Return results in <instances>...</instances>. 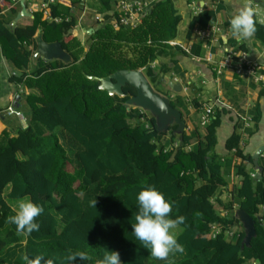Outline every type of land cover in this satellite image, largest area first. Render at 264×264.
<instances>
[{
    "label": "trees",
    "instance_id": "obj_1",
    "mask_svg": "<svg viewBox=\"0 0 264 264\" xmlns=\"http://www.w3.org/2000/svg\"><path fill=\"white\" fill-rule=\"evenodd\" d=\"M81 1L62 0L51 6V17L62 18L61 23L37 12L29 25L12 27L18 8L12 0H0V50L14 68L9 82L23 88L16 102L22 104L28 125L16 129L14 136L7 129L0 135L2 264H13L16 257V264H26L25 256L36 255L64 264L69 250L89 256L83 262L77 258L75 264H96L106 250L119 252L121 264H264V163H259L261 176L250 170L252 156L245 155L242 137L234 133L226 149L242 160L234 166L239 185L231 200H222L229 192L226 176L231 166L216 150L222 113L215 111L203 135L185 132L181 142L174 134L177 126L172 127L167 143L153 117L146 119L142 110L127 109L128 97L110 96L99 89V82L89 79L118 70H142L155 84L178 69L177 56L201 57L200 43L191 47L190 54L169 44L177 38L182 22L173 0L155 3L137 29L115 31L107 22L88 35L86 46L70 35L77 24L71 7ZM91 7L109 12L112 1L94 0ZM221 8H204L193 16L187 38L192 39L196 28L214 23ZM253 20V34L264 44V25ZM39 30L47 43L60 42L74 63L39 60L34 65V38ZM238 51L247 50L243 46ZM124 92L135 95L130 86ZM171 106L177 108L172 102ZM251 116L253 127L247 132L253 136L262 119L259 104ZM131 120H136L135 126ZM149 185L170 202L169 218L184 217L178 225L183 231L176 237L183 252L170 253L166 260L152 258L150 249L131 233L136 195ZM24 197L43 208L34 218L39 230L27 235L6 223L14 215L9 200ZM236 209L255 220L257 236L249 247H243L245 231L235 217Z\"/></svg>",
    "mask_w": 264,
    "mask_h": 264
},
{
    "label": "crops",
    "instance_id": "obj_2",
    "mask_svg": "<svg viewBox=\"0 0 264 264\" xmlns=\"http://www.w3.org/2000/svg\"><path fill=\"white\" fill-rule=\"evenodd\" d=\"M12 1H14L15 7L20 6L19 8L17 7L18 12L12 18L13 23L18 13L21 11L20 3L22 0ZM27 1L28 0H25L26 5ZM83 1L84 0L75 6L79 7ZM93 1L94 0H86V5L91 9H94L91 7ZM165 1L166 0H157V2ZM173 2L179 12V15L182 17L178 36L173 41L177 42L182 49H191L194 44L200 43L203 47V55L201 57L177 56L176 60L179 62L178 69L172 70L170 74L162 77L160 82H163V79L168 78V82H165V80L164 82L169 85V81H175V83L180 84L183 89L180 94L189 99L190 113L186 114V117L185 115L183 116V120L187 126V133H192L196 128H202L201 123L198 125L192 121L193 117L198 113L202 114V110L204 111L207 106L213 107L214 113L217 109L222 113V124L217 132L218 145L216 150L217 153L227 158L226 164L231 163V166L228 167L229 178H227L228 193H230L233 191L234 187L239 185V178H237L234 174V166L241 164L242 160L237 158L234 152L229 153L227 151L226 144L228 139L234 133H239L242 137L241 147L244 150L245 155L253 156L260 147L264 146V96H261V93L264 92V80L257 83L251 78L242 79L236 76L232 69L224 70L222 75H218L217 65L207 63L204 60V57L210 51L213 53L216 63L219 64L225 58L226 52L231 49L238 50V48L244 46L250 59L258 61L263 67L262 73L264 75V44L259 42L254 34L247 39L238 36L234 37L229 29V20L234 12L239 8L251 9L254 13L253 17L260 21V24L264 25V0H173ZM217 7L222 8L217 14L216 21L212 23L211 26L220 28L221 32L211 34V39L209 37V39L206 40L201 39L197 33L194 32L192 39L189 40L187 38V33L193 16L199 14L204 8L217 9ZM27 9L28 13H30L28 5ZM3 14L9 15L7 11L3 12ZM33 17L26 18L24 19L25 21L21 20L17 24H21L23 26L29 25L32 22ZM89 30L90 29L87 30L88 35H92L94 31H92V34H89ZM196 30L201 29L196 28ZM232 41H236L238 43L237 48L231 46ZM83 45L86 46L87 43L85 42ZM162 62L169 63L170 61L164 60ZM13 72L14 68L5 60L0 50V103L4 102L7 104V102H12L16 95L23 90V88H18L9 82V78ZM171 75L174 79L171 78ZM192 85L195 87L190 95L187 92V86ZM27 92L28 90L26 89V93ZM209 103L212 105L209 106ZM257 104L261 107L262 119L259 124V130L253 136H250L247 130L252 128L253 125L251 123L252 121L248 122V118L252 117L251 112ZM17 108L18 110L24 112L22 104L17 105ZM5 109L6 108L0 104V135L7 129V131H11L12 136H14V131H16L19 127H22V123L17 118V122H14V129L8 128L5 123ZM246 124L249 125L248 128H246ZM200 131L204 134L201 129ZM261 161L264 163V153L260 156L259 163H262ZM248 168L258 174L254 165H249ZM259 168H261L260 165ZM228 193H225L222 197L224 202H227L225 199L228 197ZM237 210L238 209H236V211Z\"/></svg>",
    "mask_w": 264,
    "mask_h": 264
},
{
    "label": "clouds",
    "instance_id": "obj_3",
    "mask_svg": "<svg viewBox=\"0 0 264 264\" xmlns=\"http://www.w3.org/2000/svg\"><path fill=\"white\" fill-rule=\"evenodd\" d=\"M253 11L249 8H239L229 20V29L234 37L247 39L256 31ZM260 22V21H257ZM137 212L134 222L131 223L132 235L146 248L150 249L149 255L157 260H166L170 253L183 252V246L177 242L174 232L178 225L183 224L184 217L169 218L171 204L155 186L149 185L142 188L136 195ZM96 204V199L92 201ZM14 215L6 218V223L16 226L18 234H30L39 230V224L35 222L43 208L34 204L28 197L17 201L13 209ZM89 259L85 251H71L63 257L64 264H75ZM26 264H55L54 258L44 259L42 255L34 258L24 257ZM96 264H121L120 254L114 250H106L103 258Z\"/></svg>",
    "mask_w": 264,
    "mask_h": 264
},
{
    "label": "water",
    "instance_id": "obj_4",
    "mask_svg": "<svg viewBox=\"0 0 264 264\" xmlns=\"http://www.w3.org/2000/svg\"><path fill=\"white\" fill-rule=\"evenodd\" d=\"M20 5L21 11L12 23V27L23 19L33 17L27 12L25 0H22ZM88 32L92 34V31L89 30ZM34 39L36 44L32 56L34 65H36L39 60L46 63L59 61L64 65H71L74 63L73 57L63 48L62 44L60 42L47 43L43 38L41 30L37 32ZM89 79L99 82V89L107 92L110 96H117L120 98L128 97L129 99L125 104L127 109L134 107L150 113L156 121L157 130L160 134H167L172 127L177 126L174 134L179 136L180 142L183 140V134L187 131V126L183 120L182 112L171 106V102L166 96L154 90L142 70H118L104 78L90 76ZM126 86L133 88L135 90V95L125 94L124 88ZM169 86L178 94L183 91L181 85L173 81H169ZM263 153L264 146L260 147L252 156L253 165L256 167L259 176L263 174V169L259 168V159ZM235 217L245 231L243 247H249L251 241L257 236L255 220L240 209L235 212Z\"/></svg>",
    "mask_w": 264,
    "mask_h": 264
},
{
    "label": "built area",
    "instance_id": "obj_5",
    "mask_svg": "<svg viewBox=\"0 0 264 264\" xmlns=\"http://www.w3.org/2000/svg\"><path fill=\"white\" fill-rule=\"evenodd\" d=\"M37 0H28L30 2V13L34 16L35 13L41 12L45 19L54 23H61L62 18H52L51 17V6L57 5L62 0H39V4L35 3ZM112 10L109 12L101 13L97 10L91 9L86 5V0L78 6L71 7V13L74 18H76L77 24L71 30V34L78 38V32L82 31L83 36L88 38L87 30L95 31L107 22L112 26L115 31H120L122 29L134 30L142 25L144 17L151 11L152 7L157 0H111ZM26 5V6H27ZM28 12V9H27ZM109 17V18H107ZM34 18V17H33ZM68 18L66 21H69ZM84 27V29H83ZM85 30V31H84ZM197 35L201 39H211V34L221 32V29L214 26H208L206 29L195 30ZM82 42V41H81ZM86 42H82L83 44ZM172 46H178L179 44L175 41L169 42ZM180 46V45H179ZM181 47V46H180ZM187 53H190V48L183 49ZM204 60L211 64L217 65V74L222 75L224 70L232 69L234 74L242 79H254L257 83L264 80V75L262 73L263 67L258 61L251 60L246 52L238 50H230L226 52V56L221 63H216L213 53L210 51L205 55ZM143 111V110H142ZM5 114L9 117H16L22 123L23 128H27L26 118L24 113L17 108L16 97L12 100L11 104L5 109ZM214 116V108L206 107L205 114L201 118V125L203 127L207 126L211 118ZM252 121L251 117L248 118V122ZM249 125L246 124V128ZM178 147V144L174 145ZM256 174H253L255 177ZM232 236V234H231ZM256 264V263H255Z\"/></svg>",
    "mask_w": 264,
    "mask_h": 264
},
{
    "label": "rangeland",
    "instance_id": "obj_6",
    "mask_svg": "<svg viewBox=\"0 0 264 264\" xmlns=\"http://www.w3.org/2000/svg\"><path fill=\"white\" fill-rule=\"evenodd\" d=\"M39 0H37V1H35V3H38L39 4ZM28 6H29V8H30V2H28ZM18 7V6H17ZM19 8V7H18ZM10 15V14H9ZM12 17V16H11ZM25 21V20H24ZM83 29H84V27H83ZM78 39L79 40H81L82 42H84V40H86V37L85 36H83V33H82V31H79L78 32ZM88 40V39H87ZM124 51H125V53H127V55H128V57H130L131 55H130V53H129V51H128V49L127 48H124ZM173 75H175V74H173ZM171 78L172 79H174V77H172V75H171ZM164 80H165V82H168V78L167 79H163V82H157V83H155V84H151L152 86H153V88H154V90L156 91V92H158V93H160L161 95H163V96H166L169 100H170V102H172L174 105H176L177 106V108L178 109H180V111L182 112V114H183V116L185 115V117H186V114H188V113H190V109H189V99H187V98H185L183 95H181L180 93L178 94V93H176L175 91H173V89L168 85V84H166L165 82H164ZM150 81V80H149ZM174 83H175V81H173ZM151 83V82H150ZM195 86H187V88H188V90H187V92H188V94H190L191 95V93H192V90H193V88H194ZM27 94H30V91L28 90V92H27ZM2 106H4V108H7L10 104H11V102L10 103H8L7 102V104L6 103H0ZM212 104L211 103H209V106H211ZM193 106V105H192ZM132 108H134V107H132ZM136 109V108H135ZM142 112H144L143 114L145 115V117H146V119H149V118H151L152 117V115L150 114V113H148V112H146V111H142ZM202 114L201 113H198V114H196L194 117H193V123H195V124H200L201 123V118L204 116V114H205V110L203 111L202 110ZM14 122H17V118L16 117H9V116H7L6 115V121H5V123L7 124V126H8V128H10V129H14ZM130 124L132 125V126H135L136 125V120H131L130 121ZM200 129L203 131V132H205L204 131V127L202 126V128L200 127V128H196L195 130H193V132L194 131H198V133L200 134V135H203V133H201V131H200ZM171 134V131L169 132V133H167L166 134V138H165V140H164V142H169V138H171L170 135ZM197 140V139H196ZM195 140V141H196ZM171 147H172V144H171ZM263 162V161H262ZM68 171L70 172V173H72L73 172V169H72V167H70V166H68ZM229 175L227 174V178H229L228 177ZM230 194H231V192L230 193H228V197L225 199V200H227V202L229 201V200H231L232 199V196H230ZM226 202V203H227ZM9 203L13 206V208H15V206H16V204H17V201H15V200H9ZM170 231H172V232H174V234H175V238L178 236V235H180L181 233H182V231H183V229L181 228V227H176L175 229H173V230H170ZM174 255V254H173ZM17 259V257L16 258H14V260H12L13 261V264H16V260ZM174 260H176V257L174 258ZM173 260V261H174ZM0 264H2V262H1V260H0ZM7 264H10V263H7Z\"/></svg>",
    "mask_w": 264,
    "mask_h": 264
},
{
    "label": "flooded vegetation",
    "instance_id": "obj_7",
    "mask_svg": "<svg viewBox=\"0 0 264 264\" xmlns=\"http://www.w3.org/2000/svg\"><path fill=\"white\" fill-rule=\"evenodd\" d=\"M130 94V93H129ZM130 95H132V94H130ZM133 96V95H132Z\"/></svg>",
    "mask_w": 264,
    "mask_h": 264
}]
</instances>
